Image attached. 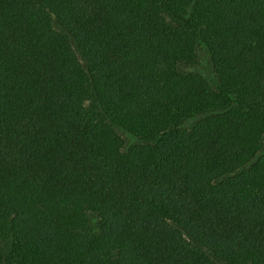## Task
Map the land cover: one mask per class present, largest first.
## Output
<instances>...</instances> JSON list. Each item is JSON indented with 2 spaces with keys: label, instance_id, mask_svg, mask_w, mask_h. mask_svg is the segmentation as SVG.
<instances>
[{
  "label": "trees",
  "instance_id": "1",
  "mask_svg": "<svg viewBox=\"0 0 264 264\" xmlns=\"http://www.w3.org/2000/svg\"><path fill=\"white\" fill-rule=\"evenodd\" d=\"M0 264H264V0H0Z\"/></svg>",
  "mask_w": 264,
  "mask_h": 264
},
{
  "label": "rangeland",
  "instance_id": "2",
  "mask_svg": "<svg viewBox=\"0 0 264 264\" xmlns=\"http://www.w3.org/2000/svg\"><path fill=\"white\" fill-rule=\"evenodd\" d=\"M184 70L185 71H195V72L201 73L212 84L215 85V83H216L215 82L216 81V75L212 69V65L210 63L208 53L203 49L199 50V62H198V64H196L194 66L184 67ZM123 136L126 139L127 145H130L135 141V139L132 138L131 136H128V135H123Z\"/></svg>",
  "mask_w": 264,
  "mask_h": 264
}]
</instances>
